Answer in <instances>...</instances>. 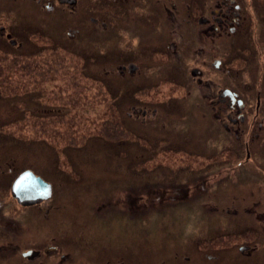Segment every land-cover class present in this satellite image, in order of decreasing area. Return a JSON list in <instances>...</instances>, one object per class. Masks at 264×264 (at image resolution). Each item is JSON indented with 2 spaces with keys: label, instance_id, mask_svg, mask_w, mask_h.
<instances>
[{
  "label": "rangeland",
  "instance_id": "374dc122",
  "mask_svg": "<svg viewBox=\"0 0 264 264\" xmlns=\"http://www.w3.org/2000/svg\"><path fill=\"white\" fill-rule=\"evenodd\" d=\"M2 1L0 25L21 46L0 37V264H264V195L253 178L233 179L228 196L221 190L234 214L208 212L212 185L203 209L202 193L185 212L133 209L131 195L145 201L166 167L185 183L199 178L191 167L209 155L206 142L222 141L213 134L221 122L198 94L206 89L185 79L192 53L172 62L176 52L160 30L178 29L177 21L164 24L161 0H138L128 7L131 18L112 4L81 0L80 9L105 16L108 29L70 9ZM82 25L79 35H68ZM128 62L138 70L120 75ZM242 160L219 170L240 174ZM32 169L52 184V195L24 207L10 187ZM48 244L56 255L34 262L22 256Z\"/></svg>",
  "mask_w": 264,
  "mask_h": 264
},
{
  "label": "flooded vegetation",
  "instance_id": "af4514ba",
  "mask_svg": "<svg viewBox=\"0 0 264 264\" xmlns=\"http://www.w3.org/2000/svg\"><path fill=\"white\" fill-rule=\"evenodd\" d=\"M21 1L26 3L30 1L43 11L54 12L58 9L77 11L78 16H82L79 19H85L90 12L87 8L80 9L81 0ZM168 1L169 7L167 0H161L163 6L160 9L165 19L164 24L167 26L177 21L178 29L170 28L160 32L167 41L169 51L173 54L176 52L174 54L176 60L172 62L176 63L177 60L182 59L183 53H192L191 62L183 72L185 79H191L199 87L206 89L203 93L200 90L198 94L211 107L212 119L221 122L223 129H218L219 132L214 129L213 134L217 133L219 137L222 135V141L218 140L213 145L206 142L209 146V155H203L200 167H191L192 170L199 172V178L191 183H185L180 174L173 173L174 170L166 167L167 177L162 183L153 185L148 190L146 200H143L145 195H131V203L136 204L133 205L135 212L140 209V204H145L151 209L164 207L167 211L185 212L188 208H194L196 199L192 201V197L202 193L197 206L202 205L203 209V193L212 185L213 189H217L212 190V207L205 205L210 210L208 212L234 214L238 210L224 206L226 201L224 198H219L222 195H220L221 190L222 193L226 191L228 196V186L233 179L248 177L255 179L259 191L263 193L262 196L264 195V0H183L181 4V0ZM100 3L112 4L113 12L128 18H131L128 7L135 8L139 4L138 0H100ZM121 11L126 13L123 14ZM89 20L94 25L98 24L100 28L108 29V20L103 15L97 17L91 15ZM82 28L83 25L69 28L68 35L75 36V33L79 35ZM0 37L8 40L12 46L17 44L13 39V33L7 31L5 25H0ZM170 37L180 38L178 41L180 43L175 40L170 41ZM17 45L21 46V43ZM127 64L119 66L120 75H125L126 72L132 75L138 70L133 62ZM250 91H253L252 96L247 94ZM248 96L254 98L253 105H250ZM208 132L210 134V131ZM235 158L243 159L240 163L243 171L240 170V174L236 175V171L220 172V163H229ZM210 164L212 167L217 166L215 172L203 171ZM183 171L188 173L186 169ZM174 179L178 182L175 183ZM223 181L228 184L222 185ZM238 199L244 202L246 197H237L234 200ZM157 202L161 204L156 205ZM259 202H264V196L263 199L259 198ZM259 202L255 201V207ZM153 204L155 206H152ZM35 206H39V203ZM240 206L251 209L249 205ZM43 249L44 254L39 248H29L22 253V256L29 262H34L45 254L51 257L56 255L58 248L48 244ZM28 252H31L30 256H26Z\"/></svg>",
  "mask_w": 264,
  "mask_h": 264
},
{
  "label": "water",
  "instance_id": "95a60500",
  "mask_svg": "<svg viewBox=\"0 0 264 264\" xmlns=\"http://www.w3.org/2000/svg\"><path fill=\"white\" fill-rule=\"evenodd\" d=\"M52 184L33 170H26L13 181L11 191L17 201L24 205H31L48 199L52 195ZM31 252L26 253L30 256Z\"/></svg>",
  "mask_w": 264,
  "mask_h": 264
}]
</instances>
